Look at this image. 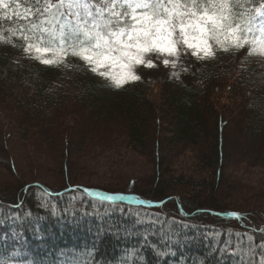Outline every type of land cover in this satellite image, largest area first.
<instances>
[{"label":"trees","instance_id":"obj_1","mask_svg":"<svg viewBox=\"0 0 264 264\" xmlns=\"http://www.w3.org/2000/svg\"><path fill=\"white\" fill-rule=\"evenodd\" d=\"M2 46L0 105L15 110L18 107L24 114L16 116V121L12 119L14 127L28 131V138L49 141L56 147L59 129L61 135L67 136L72 131L67 126L70 117L62 113L75 111L72 115L79 119L77 109H87L88 116L97 117L95 132L102 134L107 143L117 144L124 137L122 143L130 153H152L157 176L153 188L138 192L133 189L137 183L133 179L125 191L73 187L67 180L63 188L33 182L21 186L17 194L0 193V264H21L30 256L42 264L66 260H75L72 264H261L264 211L258 207L227 210V204H222L219 197L225 194L221 190V170L229 163L230 153L224 154L222 146L232 111L240 112L243 123L248 120V135L264 136V69L240 67L231 56L224 62L195 63L182 81L155 79L117 89L82 63L76 62L68 70L18 63L14 62L12 46ZM151 89L163 92L165 109L161 117L159 105H152L149 100ZM109 115L116 122L104 126L103 133L101 127ZM167 123L171 136L164 139V146L178 147L182 152L192 145V173L197 177L212 171L213 184L201 183L190 174L174 175L170 166L180 151L169 150L164 157L153 154L154 149L160 148L156 128ZM225 137L228 139L227 131ZM77 138H68L65 147L54 148L55 151L69 156L72 152L68 147H79L88 140ZM150 142L154 143L153 150L148 149ZM77 148L75 154L80 155ZM7 156L8 152L0 148V163L16 172L14 160ZM247 166L244 172L256 170L263 172L264 177V155L252 159ZM63 167L68 175L66 165ZM176 186L195 194L167 196ZM206 186L210 188L207 196L201 192ZM225 187L237 190L235 184ZM73 188L76 189L68 191ZM83 190L104 197L120 195L161 204L145 208L104 203L92 200ZM78 208L81 212L76 211ZM234 214L237 217H229ZM67 224L74 226H63ZM230 231L249 235L255 250L246 249L242 256H236ZM246 241L242 237L241 242Z\"/></svg>","mask_w":264,"mask_h":264},{"label":"rangeland","instance_id":"obj_2","mask_svg":"<svg viewBox=\"0 0 264 264\" xmlns=\"http://www.w3.org/2000/svg\"><path fill=\"white\" fill-rule=\"evenodd\" d=\"M34 2L35 0H20L19 4L10 2L7 7L0 5V47H3L2 45H4L3 43L5 41H10V43H12L13 49H10L13 50L14 53V62L19 63L26 61L29 64L33 62L45 64L43 63V60L47 59L54 61L47 65L62 64L68 70L70 69V66L73 65V62L70 61L79 60L86 66L87 69L94 73L95 76L107 80L109 83L118 88L126 86L131 87L132 85L136 84L139 79L145 83L147 80L167 79L170 76L171 78L176 79V74L174 71L178 70L179 65L180 67L183 66L187 72L193 68L191 66L194 63L195 58H192L194 56L190 54L191 50H189V54H181V57L178 60H176L175 57H168L170 60H176V63H170L167 67L160 60H154L156 66L152 68L141 66L137 64L134 59H125L113 64L111 60H106L101 56L99 57L101 63L95 65L97 67V71L93 72L88 62L76 56H65L63 53L56 50L55 45H45L40 43V52H37L35 47L27 48L26 43L18 39L19 36L16 34V32L15 35L17 39H13L8 30L10 28L13 31L17 29V22L11 21V19L17 20L18 24L21 23L19 25L21 27L18 28L25 26H28L29 28L31 27V21L33 17L29 15L26 19H17L13 16V11L19 13L21 17H23L25 15V8L32 7ZM93 2L99 4L100 0H93ZM27 34L33 35L31 32ZM36 34L38 35L39 32ZM50 35H52V33H46V36ZM257 38H261L260 34L257 36ZM221 40L224 42V46L228 47L229 50L230 48H233L231 38L225 40L224 37L221 36ZM248 40L252 41L253 38H248ZM31 42L38 43L35 41L34 35ZM208 44L212 46V51L215 54L208 55L206 57L203 51V48L206 46L201 45V48L197 49L199 58L197 56L196 57L198 59H206L209 63H215L216 61L212 62V58L216 56V53L221 52L222 59L218 60L221 62L228 60V57H226L224 54H228L229 50L224 51L223 47L217 45L213 40H208ZM18 45H20V47ZM45 46H50L51 50L45 52L43 50ZM248 49L249 45H245L243 50L247 55L237 54L235 56V60L241 63V65L264 66V51H262V49H264V45L256 41V50L252 54H249ZM131 51L133 56L137 54L136 49ZM113 55L118 56L119 54L113 53ZM140 55L144 58H146L148 55L155 56V54L149 53H142ZM160 55L162 57H167V53H161ZM101 72H104L105 75H100ZM136 76H139V79H136ZM117 81H119V86L116 85ZM148 95L149 100L153 102L152 105H159V109L161 111H159L158 114H160L161 117L162 110L165 109L163 107L164 104H162L163 92H161L159 89H151ZM223 100L225 101L226 99L224 98ZM225 104H228V101L225 102ZM2 105H0L2 106L0 108V148L8 152V159L12 161L14 160L16 172H14L12 169H9L5 163H0V193L9 192L12 194H17L21 186L33 182H40L45 184L47 187L63 188L65 187L67 180L70 181L69 183L70 185L72 184V186L73 184L76 186L87 185L92 186L93 188H104L111 191H125L129 188L130 180L133 179L137 181L133 188L136 192H138L140 189L147 190L150 189V187H154L157 174L152 153H130L128 150H126V147L122 143L124 137H120L119 140L117 139V144L116 142L112 143V141L107 143L106 140H103L104 138L101 137L102 134L98 136V133L95 132V128L93 127L97 117L92 116L91 114L88 116L87 109H84L85 112L77 109L78 116H80L79 119L77 116L73 117L72 114L75 111L72 113H62L63 115L70 117L69 119L67 118V126L68 131H72L71 135L69 132H67V134H69L67 136L65 133L61 135V130L59 129L60 134L58 139L55 140L56 147H54L49 141L43 143L41 142L42 139L38 141L37 139L28 138L26 136L28 135V131H23L22 129H17L14 127L15 123L12 121V119L16 121V116L22 117L24 114L21 113L18 107L17 110H15V108L5 106L4 104ZM232 116L233 117L228 120L229 124L226 127L228 139L225 137V130L223 135L222 149L224 154L228 155V153H230L231 159H227L229 163H227V166H224L221 170V179L223 181L221 190L223 192L225 191V194H221L219 199L222 204L230 205H226L225 209L227 210H241L249 209L251 207H258L264 211V177L261 175L263 172L260 173L256 170L244 172V170L248 167V163H250L252 159H256L258 156L260 157L261 155H264V136L256 138L248 135V120L244 121L245 123H243V116L239 111L233 110ZM115 122L116 121H113L109 115L108 118L104 119L105 124H103L101 127L102 132L104 133L106 129L104 126L114 124ZM168 128V123L162 125L160 128H156L158 141L160 144V148L157 149L159 154H156V149H152L154 143H149L148 149H152V152L155 154V156L159 155L160 157H164V154L169 150L174 153L180 151L178 147L170 149L169 147L164 146V139L171 136L169 134ZM72 132H74L73 135ZM87 134L90 138H87ZM76 136H80V138L85 137L88 139L79 144V147L77 146L81 151L80 155L75 154V151H77L76 146L68 147L72 153L67 157H64L55 151L54 148L59 149L65 147L68 138H72L73 140L75 138L78 139ZM161 143H163V145H161ZM188 147L189 148L185 149V151L182 150V152L180 151L176 153V159H174V162H171L172 164L170 169L175 172L174 175L176 176L183 174V176L187 177L188 174H190L193 178H197L199 181H201V183H212V171H206L201 175L197 174V177L195 173H192L193 169L191 168V162H193L194 158L192 154L193 146L191 145ZM184 152L185 154H183ZM64 165L67 167L68 175H66L65 170H63ZM224 184H231L232 186L235 184L237 190L226 188ZM206 187L202 191L200 190L203 195H205L207 192L209 193L210 188ZM178 188L179 187L176 186V188L173 189L174 191H171L166 195L182 196L183 194V196L188 197V191L184 192L182 189ZM195 191L198 192L199 189H196ZM194 194L195 193L193 191V193L188 195L193 196ZM207 208H210V206ZM253 211H255L254 213L258 212V210ZM77 223V221L74 222V224ZM70 225L67 224L63 226L65 227Z\"/></svg>","mask_w":264,"mask_h":264},{"label":"snow or ice","instance_id":"obj_3","mask_svg":"<svg viewBox=\"0 0 264 264\" xmlns=\"http://www.w3.org/2000/svg\"><path fill=\"white\" fill-rule=\"evenodd\" d=\"M10 2L19 4L20 0H0V5L7 7ZM254 3L255 0H100L99 4L93 0H35L32 7L25 8L23 17L13 11L17 19L33 17L31 27L8 31L13 39H17L15 32H19L18 39L27 48L35 47L37 52L41 51L42 43L55 45L65 56L82 58L93 72L97 71L95 65L101 63V56L113 64L134 59L137 64L152 68L156 66L154 60H160L167 67L175 64L181 54H189V50L199 58L197 49L201 45L206 46L203 48L206 57L214 55L208 40L228 51L221 36L225 40L231 38L235 50L249 45L252 54L256 50L255 32H259V43L264 45V0H260L258 7L249 6ZM29 32L38 43L31 42L33 35H28ZM248 35H253L252 41ZM133 49L137 50L135 56ZM43 50L51 49L45 46ZM142 53L155 56L144 58ZM161 53H167V57ZM52 62L43 60L45 64ZM116 85L119 86V81Z\"/></svg>","mask_w":264,"mask_h":264}]
</instances>
